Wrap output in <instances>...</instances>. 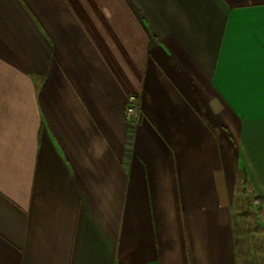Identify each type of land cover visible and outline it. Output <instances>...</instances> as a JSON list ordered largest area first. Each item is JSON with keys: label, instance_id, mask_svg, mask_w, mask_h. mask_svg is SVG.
Masks as SVG:
<instances>
[{"label": "crops", "instance_id": "crops-1", "mask_svg": "<svg viewBox=\"0 0 264 264\" xmlns=\"http://www.w3.org/2000/svg\"><path fill=\"white\" fill-rule=\"evenodd\" d=\"M242 171L264 0H0V264H238Z\"/></svg>", "mask_w": 264, "mask_h": 264}, {"label": "rangeland", "instance_id": "rangeland-1", "mask_svg": "<svg viewBox=\"0 0 264 264\" xmlns=\"http://www.w3.org/2000/svg\"><path fill=\"white\" fill-rule=\"evenodd\" d=\"M254 193L241 174L231 206L238 264H264V213L252 204Z\"/></svg>", "mask_w": 264, "mask_h": 264}, {"label": "trees", "instance_id": "trees-1", "mask_svg": "<svg viewBox=\"0 0 264 264\" xmlns=\"http://www.w3.org/2000/svg\"><path fill=\"white\" fill-rule=\"evenodd\" d=\"M242 179H243V183L247 184L248 186L251 185V182L248 178V175L245 171H242ZM252 204L257 208L259 213H264V199L263 197L258 194V193H254L253 198L251 199Z\"/></svg>", "mask_w": 264, "mask_h": 264}, {"label": "built area", "instance_id": "built-area-1", "mask_svg": "<svg viewBox=\"0 0 264 264\" xmlns=\"http://www.w3.org/2000/svg\"><path fill=\"white\" fill-rule=\"evenodd\" d=\"M137 113V109L134 107V105L130 104L127 107V115L131 117L132 115H135Z\"/></svg>", "mask_w": 264, "mask_h": 264}]
</instances>
